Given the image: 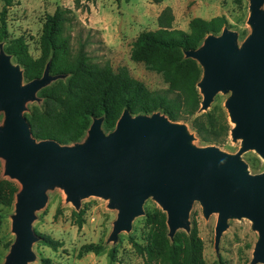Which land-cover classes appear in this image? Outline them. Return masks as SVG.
Returning <instances> with one entry per match:
<instances>
[{
	"label": "water",
	"instance_id": "obj_1",
	"mask_svg": "<svg viewBox=\"0 0 264 264\" xmlns=\"http://www.w3.org/2000/svg\"><path fill=\"white\" fill-rule=\"evenodd\" d=\"M248 1L250 33L241 43L240 33L226 26L184 51L202 68L199 112L207 111L220 92L229 94L225 108L232 141L240 142L236 153L196 145L188 126L163 112L133 115L128 108L111 132L103 127V115L93 117L82 141L38 140L25 115L27 105L41 102L40 91L69 75L52 73L48 62L40 77L25 82L22 66L0 42V158L4 176L21 185L11 215L15 239L3 264L36 259L39 236L33 225L56 188L76 210L83 199L99 197L118 211L108 243L132 230L149 199L167 214L172 240L179 230L191 231L196 203L206 219L217 214V253L229 221L248 219L258 233L251 264H264V172L252 173L243 157L253 151L264 161V0Z\"/></svg>",
	"mask_w": 264,
	"mask_h": 264
},
{
	"label": "rangeland",
	"instance_id": "obj_2",
	"mask_svg": "<svg viewBox=\"0 0 264 264\" xmlns=\"http://www.w3.org/2000/svg\"><path fill=\"white\" fill-rule=\"evenodd\" d=\"M80 2L79 8L76 0H20L9 9L5 46L8 47L15 39L23 38L28 55L33 60L41 59L40 37L46 16L53 14L58 6L70 7L75 19L68 32L71 34L74 50L80 42H85L89 55L99 64L109 63L116 70L126 67L130 75L144 83L149 90L170 91L172 87L169 79H175L180 85L189 73V67L175 68L169 65L166 72H160L150 69L144 62L132 59V48L137 37L144 31L158 30L159 16L166 8L173 11V27L188 33L191 32L190 23L194 18L210 21L217 17H225L228 21L225 27L240 33V43L250 33L247 24L248 0ZM84 4L89 5L88 10L83 8ZM2 6L0 0V12ZM166 57L170 59L171 54ZM13 60L16 62L14 57ZM228 97L229 94L220 92L207 111H198L190 122L180 121L194 134L196 145H215L229 153L238 151L240 142H233L230 136L233 124L225 108ZM42 103L43 100L28 103L26 112ZM116 111L115 106H112V112ZM3 119L4 113H0V124ZM194 120L204 123L211 133L218 135L220 142L203 143L193 129ZM209 123L213 127H209ZM243 157L252 173L264 172V161L255 152L250 151ZM20 188L19 182L4 176V160L0 158V264H3L15 239L11 231V215L15 212L16 194ZM15 189L18 191L14 192ZM48 194L47 205L37 212L33 225L39 236V241L33 246L36 259L28 264H160V258L149 256V248H153L156 251L154 256H158L169 253L173 246L178 248L181 260H185L191 236L197 240V256L201 264H251L258 239V233L252 229L250 220H230L217 253L215 227L218 215L212 214L206 219L202 207L196 203L190 214L191 231L188 233L179 230L173 242L168 236L167 214L154 200L149 199L144 206L145 215L134 221L132 230L121 233L116 243H108L118 213L117 210L108 208V201L89 197L83 199L81 208L76 210L72 203L66 201V194L62 189L56 188ZM87 244H100L104 250L100 254L90 252L81 256V247Z\"/></svg>",
	"mask_w": 264,
	"mask_h": 264
},
{
	"label": "trees",
	"instance_id": "obj_3",
	"mask_svg": "<svg viewBox=\"0 0 264 264\" xmlns=\"http://www.w3.org/2000/svg\"><path fill=\"white\" fill-rule=\"evenodd\" d=\"M1 1L0 42H5L8 38L9 9L20 0ZM76 3L80 8V0H76ZM83 8L88 10L89 5L84 4ZM74 19L73 9L63 6H58L53 14L46 16L40 37L41 59L33 60L28 55L23 38L15 39L8 47L5 46L6 51L23 67L27 81L40 77L48 62L53 73L69 75L40 91L43 103L25 113L34 137L73 144L86 137L95 116H105L103 127L106 132L114 130L126 108L133 115L162 111L177 122H190L198 113L202 96L197 84L202 77V68L196 60L186 58L184 51L198 48L209 34H220L228 23L225 17L210 21L194 18L190 23L191 32L188 33L173 27V11L166 8L159 16L158 30L144 31L137 37L132 48L133 60L144 62L150 69L160 72H166L169 65L175 68L189 67V73L180 85L175 79H169L172 87L170 91L149 90L144 83L134 79L126 67L116 70L109 63L99 64L89 55L85 42H80L74 50L68 32ZM169 54L171 57L167 59L166 55ZM112 106H115L116 112H112ZM209 127H213V124L209 123ZM193 129L205 144L220 142L218 135L211 133L204 123L194 120ZM176 235L171 241H175ZM103 250L100 244H87L81 247L80 255L90 252L100 254ZM155 252L149 248V256L160 258V264H201L194 236L190 237L185 260H181L176 246L169 253L154 256Z\"/></svg>",
	"mask_w": 264,
	"mask_h": 264
}]
</instances>
